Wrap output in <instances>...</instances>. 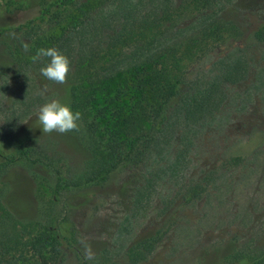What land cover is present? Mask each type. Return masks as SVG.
Returning <instances> with one entry per match:
<instances>
[{
    "label": "rangeland",
    "instance_id": "1",
    "mask_svg": "<svg viewBox=\"0 0 264 264\" xmlns=\"http://www.w3.org/2000/svg\"><path fill=\"white\" fill-rule=\"evenodd\" d=\"M78 4L75 1L72 8ZM131 4L135 5L133 25L151 26L148 30L155 35L146 49L149 53L167 54L174 43L188 42L205 18L193 12V0H131ZM4 6L9 14L0 31L34 20L40 13V0H0V9ZM223 7L221 16L234 18L244 35L187 69V91L192 93L221 82L216 118L190 130L185 139L189 147L180 145L178 158L168 150L142 168L124 163L103 186L62 196L61 209L76 225L84 256L87 244L93 259L106 250L121 260L132 241L159 230L165 222L172 224L147 264H224L223 257L233 247L264 243V45H257L246 17L251 8L264 16V0H236ZM109 44L108 37L97 36L84 46L83 57L93 50L92 54H99L94 72L109 75L116 70L114 64L122 68L135 48L105 62L101 57ZM242 58L249 63L243 79L227 82L228 65ZM4 59L0 45V63ZM46 103L47 89L37 79L13 82L0 77V139L11 138L18 146L48 155L46 161L52 159L64 172L83 155L64 134L43 133L38 113ZM234 158H242L241 164H234ZM8 172L3 179L10 184L6 194L10 208L23 220L36 218L49 199V187L37 184L24 166ZM135 172L146 174L153 185L138 205L133 198ZM190 191L201 196L191 199ZM48 264L82 263L72 251L63 250Z\"/></svg>",
    "mask_w": 264,
    "mask_h": 264
},
{
    "label": "trees",
    "instance_id": "2",
    "mask_svg": "<svg viewBox=\"0 0 264 264\" xmlns=\"http://www.w3.org/2000/svg\"><path fill=\"white\" fill-rule=\"evenodd\" d=\"M75 1L80 4L72 8ZM235 1L193 0V12L202 14L204 21L188 42L174 43L167 54L146 51L155 35L148 30L151 26L133 25L135 5L131 0H40L36 19L0 31L5 55L0 63V77L13 82L35 78L47 89V103L60 100L73 111L81 112L79 130L64 135L83 155L63 172L52 159L46 161L48 155L18 146L11 138L0 139V264H48L56 261L63 250L72 251L82 264L149 262L172 222L132 241L121 260L108 255L106 250L88 260L79 246L76 225L61 209V198L65 193L103 186L124 163L134 169L142 168L153 156L168 150L178 158L180 145L186 150L189 147L185 139L190 130L216 118L221 109L217 97L221 82L192 93L187 91V69L228 41L244 35L242 25L239 27L234 18L220 14L223 6ZM257 10H246V17L254 29L257 45H264V16ZM8 14L7 6L0 9V25ZM97 36L109 38L110 44L101 57L105 62L135 46L128 60L122 61L124 66L114 64L112 68L116 70L109 75L93 71L99 56L92 54L94 50L89 57H83L84 46L87 48ZM24 43L29 45L27 52ZM52 47L71 62L66 84H57L41 75L40 69L47 66L50 58L33 60L38 49ZM247 60L242 58L228 65L225 80L235 84L243 79ZM241 161L242 158L233 159L236 165ZM18 165L28 168L37 184L50 189L44 209L34 219L23 220L6 201L10 184L3 178ZM146 177L138 172L133 174L132 180L137 181L133 196L136 205L151 194L153 185ZM188 195L191 199L201 196L197 191ZM223 263L264 264V243L233 247L223 257Z\"/></svg>",
    "mask_w": 264,
    "mask_h": 264
},
{
    "label": "clouds",
    "instance_id": "3",
    "mask_svg": "<svg viewBox=\"0 0 264 264\" xmlns=\"http://www.w3.org/2000/svg\"><path fill=\"white\" fill-rule=\"evenodd\" d=\"M15 36V33L12 34ZM25 52L29 50L27 43L23 44ZM41 57L50 58L47 66L40 69V73L46 79L57 84H66L71 71V62L69 58L63 55L58 49L40 48L33 60ZM82 119V114L79 111H73L69 104L62 103L60 100H51L44 104L38 113V120L42 125L43 133H59L67 134L69 132L79 130V121ZM83 243V242H82ZM85 258L93 259L94 253L91 251V246L85 244Z\"/></svg>",
    "mask_w": 264,
    "mask_h": 264
}]
</instances>
